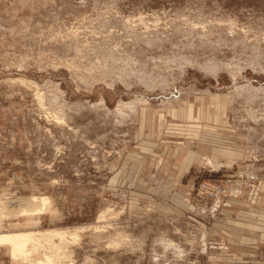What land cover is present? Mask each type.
Here are the masks:
<instances>
[{"label": "rangeland", "instance_id": "obj_1", "mask_svg": "<svg viewBox=\"0 0 264 264\" xmlns=\"http://www.w3.org/2000/svg\"><path fill=\"white\" fill-rule=\"evenodd\" d=\"M190 105L196 131L183 137L242 153L208 146L188 175L196 189L216 180L261 196L264 0H0V199L57 208L2 230L79 231L66 264H211L224 206L196 189L176 200L153 166L180 131L166 108ZM0 264H13L4 248Z\"/></svg>", "mask_w": 264, "mask_h": 264}, {"label": "crops", "instance_id": "obj_2", "mask_svg": "<svg viewBox=\"0 0 264 264\" xmlns=\"http://www.w3.org/2000/svg\"><path fill=\"white\" fill-rule=\"evenodd\" d=\"M191 106L189 108L182 106L166 108L167 122L170 121L175 129H179L181 132L175 130L170 133L173 135L163 136L162 148H159V151L155 153L159 157L154 161L155 163L153 162L156 171L162 169L161 171L169 177L167 180L169 182L165 183V190L173 192L171 194L178 201H182L188 191L196 189V184L188 178V175L192 173L196 164H203L204 160L201 158H208L207 153H211V151H207L208 146L209 150L212 148L214 156L232 158L242 155L241 152L229 146L217 144V141H222L220 136L210 135L213 141L199 142L194 141L193 138L192 140L188 139L189 136L183 137L182 133L189 134L196 131V126L190 124L195 116V110L194 116H191ZM192 109L194 108L192 107ZM191 143L195 147H190ZM217 148L231 149L232 153L227 150H223L226 153L216 152ZM190 156L194 157L190 158ZM142 165L144 166V162ZM173 167L177 168L176 172H172ZM142 172L144 173V171ZM154 173L152 178L157 175L156 172ZM186 176L187 180H184ZM166 196L168 195L166 194ZM169 200L173 202L171 199H168V202ZM156 203L163 205L164 202L156 200ZM164 206L170 207L167 203ZM222 206L224 208H221ZM220 208L219 223L214 224V230L218 232L216 235L219 236V239L215 240L214 237L215 245H207V249L208 247L218 248L221 251L218 252L220 256L213 257L211 264H264V190L261 196L255 199H251L247 194L231 197L228 199V205L222 204ZM221 245L225 247L220 248ZM203 252H207V250Z\"/></svg>", "mask_w": 264, "mask_h": 264}, {"label": "bare ground", "instance_id": "obj_3", "mask_svg": "<svg viewBox=\"0 0 264 264\" xmlns=\"http://www.w3.org/2000/svg\"><path fill=\"white\" fill-rule=\"evenodd\" d=\"M209 163L212 164L213 160L209 159ZM33 197L34 199L29 200L30 202L28 201L27 206L25 204V198L21 196L19 198H16L14 201H11L7 198L0 199V249L4 248L8 252V255L10 256L13 264L18 263L19 261L29 264H66L63 263L62 259H65L64 261H67L68 258L70 259L71 253L66 248L65 241H67L69 238H71V241L78 240L81 234H79V231H69V229H49L42 231L36 229H28L27 227V230L19 231L2 230L4 221L12 217L24 216L26 218L25 221H27L28 224H39L41 217L46 213L45 211L49 210L52 214L57 213V208L54 206L53 200L51 198L37 197L36 195H34ZM105 217L106 213L102 212L100 214V218L102 219ZM101 219L99 220L101 221ZM94 229H96V232L103 230L101 225L96 226ZM124 241L122 242L121 240L123 244ZM69 264H73V261H71V263L69 262Z\"/></svg>", "mask_w": 264, "mask_h": 264}, {"label": "built area", "instance_id": "obj_4", "mask_svg": "<svg viewBox=\"0 0 264 264\" xmlns=\"http://www.w3.org/2000/svg\"><path fill=\"white\" fill-rule=\"evenodd\" d=\"M197 196L201 203H211V208L216 211L222 204L228 205V199L238 197L241 192L234 185H225L216 180H202L197 186Z\"/></svg>", "mask_w": 264, "mask_h": 264}]
</instances>
